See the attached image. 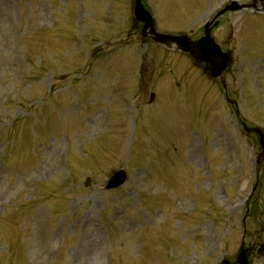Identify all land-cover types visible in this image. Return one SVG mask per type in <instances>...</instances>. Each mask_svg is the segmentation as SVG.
Masks as SVG:
<instances>
[{
  "label": "rangeland",
  "instance_id": "obj_1",
  "mask_svg": "<svg viewBox=\"0 0 264 264\" xmlns=\"http://www.w3.org/2000/svg\"><path fill=\"white\" fill-rule=\"evenodd\" d=\"M148 2L162 31L196 29L204 20L194 22L201 15L190 11L194 0ZM98 18L93 26L85 0H0V264L230 259L239 250L243 207L257 179L253 199L264 224V161L256 165L257 138L237 124L214 82L192 75L184 59L155 52L151 63L145 59L146 84L135 94L134 107L127 106V136L110 135L112 94L99 93L91 50L105 42L102 32L113 15L100 9ZM120 55L111 61L114 70H135L130 54ZM112 56L104 55L106 68ZM252 60L241 74L236 64L226 82L242 119L264 128V71ZM152 92L166 103L146 109L143 126L141 108ZM126 114L116 107L111 119L123 123ZM119 168L126 169L128 182L107 193L103 186ZM146 172L151 173L144 177ZM132 187L133 197L126 196ZM197 198L205 203L195 204ZM255 259L264 264V255Z\"/></svg>",
  "mask_w": 264,
  "mask_h": 264
},
{
  "label": "flooded vegetation",
  "instance_id": "obj_2",
  "mask_svg": "<svg viewBox=\"0 0 264 264\" xmlns=\"http://www.w3.org/2000/svg\"><path fill=\"white\" fill-rule=\"evenodd\" d=\"M251 1L241 0L243 3H250L249 6L251 9L231 14V17L226 15L220 20V24L215 31L224 29V36L221 40V45L224 49L232 52L235 51L234 49L236 47L233 42L235 34L239 37L240 41L243 40L259 46L264 45V43H259L258 41L264 38V21L262 20V18L264 19V13L260 12V9L262 7L264 8V2L260 3L258 0ZM241 19L242 23L239 24L238 20L241 21ZM252 240H255V236H253Z\"/></svg>",
  "mask_w": 264,
  "mask_h": 264
},
{
  "label": "water",
  "instance_id": "obj_3",
  "mask_svg": "<svg viewBox=\"0 0 264 264\" xmlns=\"http://www.w3.org/2000/svg\"><path fill=\"white\" fill-rule=\"evenodd\" d=\"M134 16L135 19L137 21H143L145 22V27H144V31L147 28H151V33L154 35V40L159 42V43H177L179 45L178 49L182 50L183 52H190L193 55H195V58L197 59L198 62H209V60L205 57L204 52L205 49L207 48L202 47V49H200L199 47H197L198 50H192V48L189 46V43L185 40L184 37H172V36H164V35H159L157 33H155L154 29H153V23L151 20L150 15L144 10L143 5H142V0H136L135 4H134ZM200 45H204L206 44V42H200ZM208 69L211 71V73H213L214 77H217V75H219L221 73V70L215 71L213 72L212 67L208 66ZM245 130L247 132H253L256 133L259 136V141L261 143L262 146V153L260 155V158L264 156V132L260 129V128H247L246 126H244ZM125 181V173L124 171L120 170L118 172H116L111 180L109 181L108 185H107V189H111V188H115L118 187L119 185L123 184ZM249 251L246 252H242L241 256L239 257V262L241 264H244L245 259L248 257ZM222 264H228L226 261H224Z\"/></svg>",
  "mask_w": 264,
  "mask_h": 264
}]
</instances>
